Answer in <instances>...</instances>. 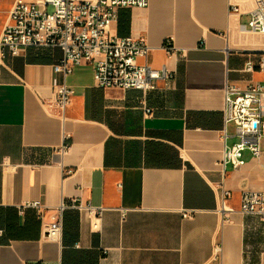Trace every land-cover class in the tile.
<instances>
[{
    "label": "crops",
    "instance_id": "crops-1",
    "mask_svg": "<svg viewBox=\"0 0 264 264\" xmlns=\"http://www.w3.org/2000/svg\"><path fill=\"white\" fill-rule=\"evenodd\" d=\"M14 1L0 0V26ZM254 6L149 0L144 8H121L113 32L144 37L148 63L171 71L146 92L97 86L91 63L66 78L55 73L58 47L29 46L6 58L0 264H264V216L239 211L244 190L264 191V137L260 157L247 151L237 167L221 161L225 145L237 141L224 139L225 86L264 85V70L244 69L264 54V32L249 28ZM63 82L76 90L65 118L47 107ZM222 183L234 211H219ZM72 198L105 207L98 229L88 212L67 209L62 240H52L39 209L18 211L40 201L51 208L46 222ZM186 210L194 211L184 216ZM215 244L222 245L217 258Z\"/></svg>",
    "mask_w": 264,
    "mask_h": 264
},
{
    "label": "built area",
    "instance_id": "built-area-1",
    "mask_svg": "<svg viewBox=\"0 0 264 264\" xmlns=\"http://www.w3.org/2000/svg\"><path fill=\"white\" fill-rule=\"evenodd\" d=\"M148 4L149 0H15L6 21L0 26V67L5 65L9 55L18 56L29 46L58 47L63 55L54 64V71L65 78L77 65L86 62L94 66L97 86L145 92L155 90L161 80L171 76V71L154 68L148 63L150 46L144 37L122 36L113 32V24L121 8H144ZM232 9L238 11L239 7L232 6ZM251 13L250 30L264 32V0H255ZM166 47L173 49L171 39L167 40ZM256 67L264 70V54L258 62L249 58L244 69L253 71ZM75 91L66 82L55 83V96L47 103L49 112L65 118ZM146 111L149 113L151 109L146 107ZM223 116L224 139L235 136L237 141L225 145L222 164L243 165L247 151L254 157H260L264 137V85L258 82L240 88L227 84ZM230 124L234 125V135L228 133ZM219 187L222 190L219 211H234L227 203L231 191L223 183ZM28 208L39 209L46 237L58 241L62 240L67 209L88 212L94 219L95 229L99 228L105 210V207L95 206L90 201L72 198L69 202L62 201L45 222V211L51 209L49 206L27 200L18 206L19 214H25ZM121 211L125 216L126 210ZM193 211L186 210L183 215L190 216ZM239 211L264 216V191L244 190ZM221 251L222 245L215 244L213 257L217 258Z\"/></svg>",
    "mask_w": 264,
    "mask_h": 264
},
{
    "label": "rangeland",
    "instance_id": "rangeland-1",
    "mask_svg": "<svg viewBox=\"0 0 264 264\" xmlns=\"http://www.w3.org/2000/svg\"><path fill=\"white\" fill-rule=\"evenodd\" d=\"M231 130H234V127L231 126Z\"/></svg>",
    "mask_w": 264,
    "mask_h": 264
}]
</instances>
